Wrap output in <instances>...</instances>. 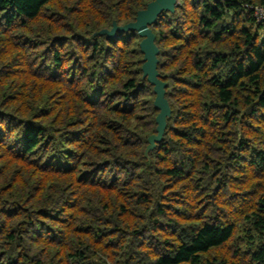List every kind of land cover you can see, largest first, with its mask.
Returning a JSON list of instances; mask_svg holds the SVG:
<instances>
[{"label": "trees", "instance_id": "trees-1", "mask_svg": "<svg viewBox=\"0 0 264 264\" xmlns=\"http://www.w3.org/2000/svg\"><path fill=\"white\" fill-rule=\"evenodd\" d=\"M0 0V264H264V0Z\"/></svg>", "mask_w": 264, "mask_h": 264}, {"label": "water", "instance_id": "water-1", "mask_svg": "<svg viewBox=\"0 0 264 264\" xmlns=\"http://www.w3.org/2000/svg\"><path fill=\"white\" fill-rule=\"evenodd\" d=\"M178 2L179 0H152L147 4L146 8L138 10L134 21L118 25L114 20L111 28H103L94 33V35L102 34L115 37L118 32L137 31L142 37L139 44L144 55L142 77L143 79L146 78L153 85L155 93L154 106L159 110L155 118L157 124L156 132L148 137L145 156H148V153L163 139L167 126V119L172 113V108L166 98L167 83L160 78L158 70V55L160 49L156 44V34L152 29V25L158 20L162 13L167 11L171 13L175 12Z\"/></svg>", "mask_w": 264, "mask_h": 264}, {"label": "built area", "instance_id": "built-area-1", "mask_svg": "<svg viewBox=\"0 0 264 264\" xmlns=\"http://www.w3.org/2000/svg\"><path fill=\"white\" fill-rule=\"evenodd\" d=\"M245 7L252 10L253 16L256 22H261L264 20V5H255V4H244Z\"/></svg>", "mask_w": 264, "mask_h": 264}]
</instances>
